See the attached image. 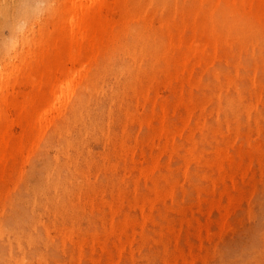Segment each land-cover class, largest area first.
<instances>
[{
	"label": "rangeland",
	"instance_id": "374dc122",
	"mask_svg": "<svg viewBox=\"0 0 264 264\" xmlns=\"http://www.w3.org/2000/svg\"><path fill=\"white\" fill-rule=\"evenodd\" d=\"M220 1L222 0H178L177 2L174 0H122L121 3H118L115 0H104L103 14L107 18L106 21L108 20V23H110L112 27L118 25L122 27L131 26L133 28L146 26L152 31L158 30L162 32L161 23L163 21L167 22L173 20L172 18L174 15L172 13H180V18L178 21H173V27L170 31L171 35L177 38V40L169 46V42L163 39V47L156 53L157 57L152 55L153 58L155 57L152 59L151 54L149 55L150 51L144 56L146 52L142 50L141 44L134 48L132 47V50L130 49L131 53H128L127 50L121 49L120 40L115 37L116 33L113 35L109 34L105 36L102 43V47L105 46V51L102 53L99 61L97 60L98 55L96 53H101L102 47L99 52L94 50V52H90L89 55L80 59L81 62L79 61L75 66L68 65L72 71H78L82 65L87 64L88 69L94 74L98 64L107 63L109 61L108 64L112 63V67L115 68L114 65H116L117 68H120L119 66L130 65L133 62L128 54L137 59V64L132 63L130 65L131 68L134 69L132 70L133 78H129L125 71L118 72L119 76L116 72L114 75L113 71L111 72L112 74L110 72L102 73L99 78L100 82L98 81L97 83L100 92L96 87L97 89L89 90L90 93L86 91L87 93L84 92L83 94V98L90 100V104L87 102L88 100H83V104H85L86 108L84 109V106H81L80 110L83 114L78 111L76 117H72L70 109L67 107L66 110L61 112V116H58L59 118L55 116L54 124L49 126L50 129H45L46 132L44 131L43 133L44 137L41 136L39 142H37L39 145L36 144L37 146H33L34 148L30 150L31 156H29L30 152L28 151V154L24 153L21 158L19 156L15 157V166L13 165V168L7 172V176L1 181L3 183H0V195L2 196L0 198V209H4L3 211L0 210V223L2 222L0 230L2 231L3 228H6L3 232L0 231V248L3 244L2 249H0V264H13V262L16 264V259L17 264H108L109 261H111L110 263L112 264H116L119 261L120 264H191V262L193 264H248V262L250 264H264V40L263 42L259 40L261 45L260 42L259 44L258 42H256V44L253 43L254 45H251L249 42H255L256 39L254 36L263 32L264 22L262 25L253 23L251 30L242 28L236 36L237 47L233 45L232 49L228 48L227 45L229 43H234V40L230 39V35L228 34L229 27L212 21L210 17V13L219 7ZM253 1L255 4L252 9L251 17L253 21L256 22L264 16V0ZM73 3L80 4L81 1L0 0V47H4V49L0 48V50H5L4 53L8 55L7 57L5 54L7 61H12L15 65H20L22 61H31L27 56L29 50L48 55L52 53L55 41L59 44L60 55H69L76 46L75 42L77 38L82 35L77 27L75 28V34H72L73 30L70 26V19L74 14V10L71 9ZM224 8L230 11L239 10L243 13L250 11V6L240 1L239 4H230ZM132 17L135 18L131 21ZM214 36H216L215 39H213ZM228 38L229 40L227 41ZM13 39L14 41H12ZM1 43H5V45L1 46ZM11 43L14 44V47ZM209 43L217 45L221 51L223 49L226 50L228 57L225 53V55L223 54V56H221L222 58L219 57L217 60L215 59L216 61L213 60L214 57L218 55L209 48ZM118 44L119 46H117ZM259 47H263L262 50L261 48L259 50ZM232 50H237L233 52L238 54H236V57L234 56L235 54H233L232 58V52L230 54L228 53ZM2 53L0 51V55H2ZM245 53L248 54L245 55ZM194 54L203 60L210 59V62L207 65H194V67L193 64H196L197 61L194 58ZM16 55L17 58H14ZM237 56L241 58L237 59ZM147 57H149V59ZM235 59H237V61ZM227 60H234V62L228 63L226 62ZM49 61L53 62V65L59 64L60 62L62 63L59 58ZM240 61H243L244 64ZM235 62L236 65L238 64V69L234 64ZM246 65L248 66L246 67ZM198 66L200 68H198ZM186 67H193L195 71L185 70ZM214 67H217V69ZM200 71L203 73V76ZM222 72L227 76L222 75ZM239 73H242L244 76L247 74V77ZM236 74L237 76L235 77ZM229 75L231 81L228 79L230 78ZM240 75L242 78L244 77L243 80L239 77ZM57 76L61 80L63 74L59 73ZM17 77H20V74H18ZM127 77L128 79L126 80ZM92 79L93 77L91 75L89 81ZM216 79L219 80L216 81ZM198 80L199 82L202 80L201 84L199 82L196 83ZM208 81L211 83L213 82L217 87L214 88L215 85L209 84ZM203 82L206 83H204V86L207 85L206 87L202 86ZM230 82L235 83L230 84ZM235 85L236 87H234ZM208 86L210 87L208 88ZM203 88L205 89L203 90ZM211 88H213L212 91ZM114 89H116V91H114ZM34 90L35 89H33L31 85L20 83L17 85L15 84L14 87L8 91V94L19 96L20 99V97H23L25 94L33 93ZM209 91L212 92V94ZM239 91L241 93H239ZM115 92H118L120 96L118 93L114 94ZM141 93L147 95L146 99L139 96ZM225 93H228V95ZM111 94H113V96ZM128 94L131 96L128 97ZM210 94L212 96L216 95V98H210ZM97 95L99 97H97ZM104 95H107V98ZM241 95H243L244 98ZM233 98L235 99L233 100ZM217 99L222 101V103H219ZM226 100L229 101L227 102ZM84 101L88 103V107L86 105L87 103ZM118 102L120 104L123 102V104L120 105ZM231 102L232 105L230 104ZM228 103L230 107L234 106V108H230ZM240 105L242 108H240ZM6 108L8 109V124L12 136L14 138H19L22 133V127L18 123V118L14 110L7 105ZM87 112H89V115L86 116ZM62 114H64V118ZM97 114L102 117H98ZM83 115L87 117L86 121ZM78 116L80 119H78ZM91 116H93V118ZM68 118L70 119L69 123L67 121ZM81 118L83 119L81 120ZM92 122L93 124H91ZM83 124L92 129V131ZM54 127H58L59 129L57 128L58 130L56 129V131H54ZM60 127L64 129H60ZM94 129H96V131ZM79 130L81 132H79ZM88 130L89 132L87 133ZM108 130L112 131L110 132ZM59 131L63 133L60 134ZM96 132L100 135L98 136ZM48 133H50V136ZM68 134L72 135L69 136ZM93 134L95 135L94 137ZM60 135L63 136L64 139ZM69 137L72 138L70 139ZM97 137H99V139ZM182 137L187 142L184 141ZM69 141L72 143L74 142L72 144L74 148L71 147ZM67 142L69 143L66 144ZM45 143L47 144L45 145ZM193 143L195 145H193ZM170 146L173 148L175 147V152L167 151L164 155L163 153H165V151L163 150L170 148ZM61 147L63 149H61ZM125 147H129V150ZM183 147L186 150L183 149ZM196 147L198 149H196ZM58 149L61 150H59V153ZM38 151L39 153H37ZM176 151H178V154ZM191 151L193 155L190 153ZM195 152L197 154H195ZM121 153L123 155H121ZM183 153H185V156ZM180 154L182 157L179 156ZM177 155L179 156L178 158ZM195 155L198 157V160L195 158ZM229 155H231V157ZM183 157L184 159L190 157L193 161L190 159H186L187 161L182 160ZM131 158H133V161ZM57 159L59 160L58 162ZM117 159L118 161L121 159L122 162L120 161V163H118ZM129 160L134 164H130L131 162ZM183 162L185 165H183ZM55 164L56 166L54 167ZM152 164H158L156 165L157 168L155 167V169H153L154 172H150L149 170V175H145V171H142L144 169L148 171L147 168L151 167ZM112 165H117L118 167L115 166L114 168ZM168 165L171 166V170ZM50 166L52 167L50 168ZM108 166L111 167L107 168ZM177 166H179V169ZM180 166H182V168ZM125 167L126 169L128 168L127 170L130 172L126 169L123 171L122 169ZM133 167L136 168H134V171ZM162 167H164V169ZM75 168H78V170H75ZM113 169L117 172H112L111 170ZM174 170H176V172ZM110 171L114 173L113 176ZM13 172L17 173V175ZM161 172L165 175L167 174L166 177L163 178L164 174ZM153 173L155 176H152L154 177L151 176ZM170 173H174V176ZM10 174L16 177L14 176L13 178ZM18 175L20 176L19 178ZM52 175L53 178H55L54 180L51 179ZM109 176L112 177L110 178ZM7 177L11 179L10 181L12 184L14 183V179L18 184L14 183L12 185ZM59 177L62 180L64 177L65 182L59 179ZM58 179L59 182H57ZM150 179L152 180L150 181ZM154 179L158 183L155 182ZM164 179L168 182L166 183ZM79 180L82 182H78ZM144 180L146 182H144ZM40 182L43 183V188L40 187L42 184ZM156 183L159 187L158 185L156 187ZM50 184L51 186H49ZM58 184L60 185L58 186ZM63 185H66L68 189ZM163 186H165V188ZM48 187L50 188L48 189ZM170 187L174 190L172 191ZM25 188L28 189L29 192ZM51 188L54 190L56 188L58 192L52 191ZM66 189L69 191L67 192ZM49 190L51 191L49 192ZM153 190H155V192L157 191L158 194L156 195ZM162 191L163 196L160 194ZM19 192L22 193L19 194ZM35 196L37 197L35 198ZM170 196L173 197L169 198ZM154 197L161 198H158L159 201L157 198L154 201ZM31 198L34 201H32ZM2 201H4L3 204H6V206L11 204L13 207L10 206V208L12 207L10 209L4 206ZM27 201L30 203H27ZM47 202L49 208L46 205ZM144 203H146L145 205L147 206H145V208L143 205ZM74 205L75 207L73 208ZM131 206L132 208L130 209ZM142 207L144 208L143 211ZM152 207H154V210ZM132 209H134L135 212ZM172 209L173 211H171ZM22 210L23 213L21 212ZM140 211H142V213ZM7 214H9V216ZM143 214H147V218L143 216ZM4 215L8 217H4ZM34 215H36V217ZM32 217L37 221L35 222V220L31 219ZM162 217L164 218L162 219ZM56 218L58 221L55 220ZM153 218L156 222L153 221ZM25 219L27 221H25ZM95 219L98 223H95ZM6 220L9 222L7 223ZM92 220L94 221L92 222ZM167 220L168 222H166ZM53 221L56 222L54 223ZM147 221L151 223V225H149V223L147 224ZM25 223L27 224V228L23 225ZM31 223L33 225H31ZM153 223L154 227L152 226ZM157 223L159 225H157ZM21 224L22 226L19 227ZM172 225L173 229L171 231L170 226ZM90 227L92 228L90 229ZM104 227L107 231L104 230ZM143 227L145 229H143ZM162 227L164 229H162ZM6 230H9V232L13 231L12 233L16 238L11 232L9 233ZM18 231L20 232L18 233ZM141 232L142 235L138 234ZM107 233H109L111 238L109 235H106ZM16 234H18L21 240H19ZM175 234L179 237L176 238ZM45 235H47V238ZM140 235L144 240L142 237H139ZM102 236L105 237L103 238ZM64 237L65 239H63ZM70 237L72 238L71 241L74 242L70 241ZM149 237L151 239H148ZM108 238L110 239L108 240ZM7 240H9V242ZM34 240L35 243L36 240H38V242L35 244L33 243ZM62 240H65V242H62ZM175 242L177 247L176 245L173 246ZM17 243H19V247ZM29 243L30 247L27 246ZM140 243L143 244V248L139 247V245L141 246ZM46 244L50 246H47L50 250L46 247ZM52 244L54 247H51ZM60 244L62 246H60ZM43 245L45 246L44 248ZM56 245L57 247L59 245V250L56 248ZM100 247H103V249H100ZM139 248L141 250H139ZM158 248L161 252L158 251ZM103 250H107L111 255L113 254V256L110 257V254L108 252L105 253ZM260 250H262V252ZM9 251H11V253ZM177 251L178 253H176ZM145 252L147 257L145 256L144 259L143 255ZM148 254L152 257H148ZM154 254L157 255L159 259ZM173 256H175L177 261L174 260ZM20 257H22V260L19 259ZM137 258L144 262L142 263ZM98 259L101 260L98 261ZM136 260L139 261L137 262Z\"/></svg>",
	"mask_w": 264,
	"mask_h": 264
},
{
	"label": "bare ground",
	"instance_id": "6f19581e",
	"mask_svg": "<svg viewBox=\"0 0 264 264\" xmlns=\"http://www.w3.org/2000/svg\"><path fill=\"white\" fill-rule=\"evenodd\" d=\"M79 1H81V3L80 4H77V3H73L72 4V7H71V9H73L74 10V14L72 15V18L70 19V26H71V28H72V30H73V32H72V34L74 35L75 33L74 32H76L75 30V28L77 27V29H79V31L81 32V37H79V38H77V40H76V42H75V44H76V46L74 47V49L69 53V55H60V47H59V44L57 43V41H55L54 42V46H53V51H52V53H50V54H48V55H46L45 53H39V52H36V51H28V57L30 58V60L31 61H22L21 63H20V65H18V64H14V62H12V61H7V59H6V53H4L5 52V50H0L1 51V53H2V51H3V53H2V55H0V86H1V90H0V102H1V104H0V183H3V182H1V181H3L4 180V178L7 176L6 174H8L7 172L9 171V170H11L12 168H13V165L14 164H16L15 162V157L16 156H19L20 158L23 156V154L24 153H27L28 151L30 152V150L32 149V148H34L33 146H35L36 144H37V142H39V139L41 138V136H43L44 137V135H43V133H44V131L46 132V128H48V129H50L49 128V126L50 125H52V124H54V119H55V116H61V112L62 111H64V110H66V108L67 107H69V109H70V113H71V115H72V117H76V115H77V113H78V111H80L81 112V106L83 105L84 106V109H86L85 108V104H83V100H85V101H87L85 98H83V94H84V92H86V91H88V93H90L89 92V90H94L96 87L98 88V85H97V83H98V81H99V78L101 77V75H102V73H105V72H112L113 71V73H114V75H115V72H116V74L118 75V72H123V71H125L126 73H127V75H128V77L129 78H131L132 77V73H133V71L132 70H134V69H132L131 68V64L133 63V64H137L136 62H137V59L136 58H134V57H132L130 54H128V56L131 58V60L133 61L130 65H123V66H119L120 68H117L116 67V65H114L115 66V68L114 67H112L111 65H112V63L111 64H108L109 63V61L107 62V63H103V64H98L97 66H96V71H95V73L94 74H92L91 73V71L88 69V67H87V64L86 65H82L81 66V68L78 70V71H72V69L70 68V67H68V65H72V66H75L76 64H78L79 63V61H80V59H82V58H84V57H86L87 55H89L90 54V52H94V50H96V51H100V49H101V47H102V43H103V41H104V38H105V36L106 35H109V34H114V33H116L115 34V37L117 38V39H119L120 40V46H121V49H124V50H127L128 51V53H131V48L133 47H135V46H138L139 44H141L142 46V50L143 51H145L146 52V54L144 55V56H146L147 55V52H149L150 51V53H149V55L151 54V56L153 55H155V57H157L156 56V53L158 52V50L159 49H161V47H163V39H165V40H167L168 42H169V46H171V44L174 42V41H176L177 40V38H174L172 35H171V28L173 27V21H178V19L180 18V13H178V12H174V13H172L173 15H174V17L172 18L173 20H171V21H167V22H165V21H163L161 24H162V26H161V29L163 30L162 32H160V31H158V30H150V28H148V27H146V26H139L140 28H133V27H131V26H124V27H122V26H116V27H112V25L110 24V23H108V20L106 21V17L104 16V14H103V9H104V4H105V2H104V0H79ZM115 1H117L118 3H121V1L122 0H115ZM165 1H167V0H165ZM174 1H178V0H174ZM239 1L240 2H242V3H246V4H248L249 6H250V11L249 12H245V13H243V12H241V11H239V10H237V11H230V10H228V9H226V8H224V7H227L228 5H230V4H239ZM254 4H255V2L253 1V0H222V1H220L219 2V7L215 10V11H213V12H211L210 13V17L212 18L211 20L212 21H214V22H217V23H219V24H223V25H226V26H228L229 28H228V34L230 35V39H233L234 40V43H229L228 45H227V47L228 48H231L232 49V46L234 45L235 47H237L236 45H237V38H236V36H237V34L239 33V31H241V29L242 28H244V29H246V30H251L252 29V24L253 23H257V24H263V22H264V16L263 17H261V15H260V19H258L256 22H254L253 21V18L251 17V15H252V9H253V7H254ZM135 17H132L131 18V21L134 19ZM78 32V31H77ZM229 35H228V37H229ZM144 36H146V37H144ZM215 37L216 36H214V38L213 39H215ZM255 39H256V41L255 42H251V41H249L250 42V44L251 45H254L253 43H255L256 44V42H258V44H259V40H262L261 42H263V40H264V29H263V32L262 33H258V34H256L255 36ZM212 39V40H213ZM9 40H11V39H9ZM229 40V38L227 39V41ZM12 41H14V39L12 40ZM16 41V40H15ZM216 41V40H215ZM226 41V42H227ZM4 42V41H3ZM7 42V41H6ZM17 42V41H16ZM261 42H260V45H261ZM8 43H9V41H8ZM143 43H145V44H143ZM11 44H13V43H11ZM2 45H5V43L4 44H2L1 43V46ZM181 45V44H180ZM117 46H119V44L117 45ZM144 46V47H143ZM257 46V45H256ZM264 46V45H263ZM12 47V46H11ZM13 47H14V44H13ZM235 47H233V48H235ZM258 47V46H257ZM1 48V47H0ZM9 48V47H8ZM34 48H35V46H34ZM209 48H211L213 51H214V53H216L218 56H215L214 57V59L213 60H217V58H219V57H221V56H223V54L225 55V53L227 52L226 50H220L219 48H218V46L217 45H214L213 43H209ZM253 48V47H252ZM256 48V47H255ZM260 48L261 47H259V50H260ZM263 48V47H262ZM262 48H261V50H262ZM1 49H4V47H2ZM6 49V48H5ZM11 49H13V48H11ZM116 49V48H115ZM131 49V50H130ZM181 49V48H180ZM231 49H229V50H231ZM236 49V48H235ZM264 49V48H263ZM228 50V51H229ZM257 50H258V48H257ZM7 51V50H6ZM105 51V46L104 47H102V52L101 53H96L97 55H98V57H97V60L99 61L100 59H101V56H102V53ZM235 51H237V50H235ZM235 51H230V52H228L229 54L232 52V58H233V54H235V53H233V52H235ZM262 52V51H261ZM8 53H10V52H8ZM248 53H249V51H248ZM247 53V54H248ZM259 53H260V51H259ZM6 54V55H5ZM17 54V53H16ZM237 54V53H236ZM236 54L234 55L235 57H236ZM246 53H245V55H247ZM254 54H255V52H254ZM253 54V55H254ZM258 54V53H257ZM111 55H114V54H111ZM148 55V56H149ZM226 55H227V57H228V54L226 53ZM238 55V54H237ZM250 55H251V53H250ZM260 55V54H259ZM258 55V57H259V59H260V56ZM153 56L151 57L152 59H154L153 58ZM257 56V55H256ZM7 57H8V55H7ZM150 57V56H149ZM149 57H147L148 59H149ZM231 57V56H230ZM234 57V58H235ZM255 57V56H254ZM13 58V57H12ZM14 58H17V55L14 57ZM56 58H59L61 61H62V63L60 62L59 64H56V65H53L54 63L53 62H51V61H49V60H55ZM194 58L197 60L196 61V64H193V66L195 65H201V64H204V65H207L209 62H210V59L209 60H203V59H201L200 57H198L196 54H194ZM222 58V57H221ZM220 58V59H221ZM239 58H241V57H239ZM238 58V56H237V59H239ZM243 58V57H242ZM246 58V57H245ZM147 59V60H148ZM219 59V60H220ZM230 59V58H229ZM237 59H235L236 61H237ZM249 59V58H248ZM247 59V60H248ZM251 59H252V57H251ZM256 59V58H255ZM215 60V61H216ZM253 60V59H252ZM111 61V60H110ZM145 61V60H144ZM149 61V60H148ZM212 61V60H211ZM222 61V60H221ZM245 61V60H244ZM81 62V61H80ZM151 62V61H150ZM214 62V61H213ZM226 62H231V63H233L234 62V60L233 61H226ZM240 62H242L243 63V61H240ZM246 62V61H245ZM251 62V61H250ZM114 63V62H113ZM215 63V62H214ZM248 63V62H247ZM252 63V62H251ZM250 63V64H251ZM141 64V63H140ZM150 64V63H149ZM224 64H225V62H224ZM235 64V66H236V68L238 67V64L236 65V62L234 63ZM241 64V63H240ZM239 64V65H240ZM244 64V63H243ZM220 65H221V63H220ZM226 65V64H225ZM232 65V64H231ZM133 66V65H132ZM194 66V67H195ZM202 66V65H201ZM248 65H246V67H247ZM137 67V66H136ZM222 67V66H221ZM229 67V66H228ZM245 67V68H246ZM134 68H135V66H134ZM198 68H200L199 66H198ZM214 68H216L217 69V67H214ZM136 69V68H135ZM195 69V68H194ZM211 69V68H210ZM229 69V68H228ZM238 69V68H237ZM244 69V68H243ZM185 70H190V71H195V70H193V67H186L185 68ZM223 70H224V68H223ZM222 70V71H223ZM207 71H208V68H207ZM201 72V71H200ZM202 72H203V69H202ZM201 72V73H202ZM205 72V71H204ZM218 72V71H217ZM220 72H221V70H220ZM225 72V71H224ZM227 72V71H226ZM237 72H240V71H237ZM63 74V77L61 78V80L59 79V77L57 76V74ZM73 73V74H72ZM223 73V72H222ZM246 73V72H245ZM250 73V72H249ZM18 74H20V77H17V75ZM112 74V73H111ZM205 74V73H204ZM213 74H215V73H213ZM239 74H242V73H239ZM91 75H92V77H93V79L91 80V81H89V79H90V77H91ZM210 75V74H209ZM216 75V74H215ZM222 75H224V73L222 74ZM226 75V74H225ZM224 75V76H225ZM243 75V74H242ZM247 75V74H246ZM244 76V77H247V76ZM119 76V75H118ZM134 76H135V74H134ZM202 76H203V73H202ZM205 76V75H204ZM212 76V75H211ZM227 76V75H226ZM232 76V75H231ZM237 76V74L235 75V77ZM128 77L126 78V80L128 79ZM229 77H230V75H229ZM239 77H241L242 78V76L240 75ZM238 77V78H239ZM243 77V78H244ZM115 78H116V76H115ZM118 78V77H117ZM133 78V77H132ZM240 78V79H241ZM243 78H242V80H243ZM122 79V78H121ZM203 79V78H202ZM208 79V78H207ZM209 79H210V76H209ZM229 79V81H231L230 79H231V77L230 78H228ZM232 79H233V77H232ZM237 79V78H236ZM102 80V79H101ZM132 80H134V79H132ZM200 80V79H199ZM199 80L196 82V83H198L199 82ZM219 80V79H218ZM217 79H216V81H218ZM239 80V79H238ZM242 80H241V82H242ZM245 80V79H244ZM121 81V80H120ZM130 81H131V79H130ZM203 81H204V79H203ZM234 81V80H233ZM236 81V80H235ZM100 82V81H99ZM201 82H202V80H201ZM201 82H199L200 84H201ZM209 82V81H208ZM220 82H221V80H220ZM224 82V81H223ZM225 82H226V80H225ZM20 83H24V84H28V85H31L32 87H33V89H35L34 90V92L33 93H31V94H25L23 97H20V99H19V96H16V95H12V94H8V91H10V89L12 88V87H14V85L16 84H20ZM123 83V82H122ZM125 83V82H124ZM126 83H128V82H126ZM204 83L205 82H203L202 83V86H204ZM211 82H209V84H210ZM219 83V82H218ZM231 83H233V82H230V84ZM235 83V82H234ZM233 83V84H234ZM119 84V83H118ZM206 84V83H205ZM211 84H214L213 82L211 83ZM228 84V83H227ZM230 84H228V85H230ZM114 85V84H113ZM120 85V84H119ZM125 85V84H124ZM124 85H123V87H124ZM215 85V87L214 88H216L217 86H216V84H214ZM213 85V86H214ZM100 86V85H99ZM128 86V85H127ZM200 86V85H199ZM201 86V87H202ZM207 85H205L204 87H206ZM117 87V86H116ZM120 87V86H119ZM210 86H208V88H209ZM232 87V86H231ZM234 87H236V85L234 86ZM96 88V89H97ZM194 88V87H193ZM192 88V89H193ZM208 88H207V90H208ZM223 88V87H222ZM229 88H230V86H229ZM228 88V89H229ZM111 89H112V87H111ZM190 89V88H189ZM205 88H203V90H204ZM233 89V88H232ZM235 89V88H234ZM244 89V88H243ZM98 90H99V92H100V88H98ZM191 90V89H190ZM199 90V89H198ZM213 90V88H211V91ZM219 90H220V88H219ZM246 90V89H245ZM244 90V91H245ZM95 91H97V90H95ZM114 91H116V89H114ZM120 91V90H119ZM125 91V90H124ZM126 91H127V88H126ZM201 91V90H200ZM224 91V90H223ZM112 92H113V90H112ZM132 92V91H131ZM134 92V91H133ZM203 92V91H202ZM210 92V91H209ZM228 92V91H227ZM230 92V91H229ZM247 92V91H246ZM87 93V92H86ZM94 93V92H93ZM104 93V92H103ZM110 93V92H109ZM116 93H118V92H115L114 94H116ZM122 93H123V91H122ZM130 93V92H129ZM211 94H212V92H210ZM213 93H215V92H213ZM222 93V92H221ZM220 93V94H221ZM235 93V92H234ZM239 93H241L240 91H239ZM238 93V94H239ZM92 94V93H91ZM100 94V93H99ZM105 94V93H104ZM119 94V93H118ZM117 94V95H118ZM210 94V95H211ZM223 94V93H222ZM226 95H228V93H225ZM249 94H250V92H249ZM90 95V94H89ZM94 95V94H93ZM112 96H113V94H111ZM110 95V96H111ZM129 95V96H128ZM127 96L128 97H130L131 95L130 94H128ZM203 95V94H202ZM214 95V94H213ZM216 95H217V93H216ZM216 95H214V96H212L211 95V97L210 98H212V97H214V99L216 98ZM86 96V95H85ZM95 96V95H94ZM104 96H106V98H107V95H104ZM116 96V95H115ZM119 96H120V94H119ZM136 96H137V94H136ZM139 96H141L142 98H145L146 99V97H147V95L145 94V93H141ZM204 96H205V93H204ZM220 96V95H219ZM218 96V97H219ZM243 98H244V96L243 95H241ZM91 97H92V95H91ZM90 97V98H91ZM97 97H99L98 95H97ZM203 97V96H202ZM221 97H222V95H221ZM89 98V99H90ZM104 98V97H103ZM133 98V97H132ZM132 98H130V99H132ZM237 98H238V96H237ZM102 99V98H101ZM108 99H109V97H108ZM108 99H106V100H108ZM113 99V98H112ZM213 99V98H212ZM221 99V98H220ZM229 99H230V97H229ZM235 98H233V100H234ZM247 99V98H246ZM98 100V99H97ZM106 100H103V101H106ZM120 100V99H119ZM128 100V99H127ZM218 101H219V99H217ZM232 100V99H231ZM233 100H232V102H233ZM237 100V99H236ZM235 100V101H236ZM240 100H241V98H240ZM244 100V99H243ZM84 101V102H85ZM90 100H88L87 102L90 104V102H89ZM110 101V100H109ZM211 101V100H210ZM227 102L229 101V100H226ZM242 101V100H241ZM245 101V100H244ZM87 102H85V103H87ZM92 102L94 103V101H93V99H92ZM92 102H91V104H92ZM108 102V101H107ZM113 102H115V101H113ZM120 102V101H119ZM118 102V103H119ZM126 102H128V101H126ZM125 102V103H126ZM132 102V101H131ZM232 102L230 103L231 105H232ZM252 102V101H251ZM251 102H249V103H251ZM88 103L86 104L87 105V107H88ZM101 103V102H100ZM129 103V102H128ZM219 103H222V101H219ZM226 103V102H225ZM69 104H70V106H69ZM116 104V103H115ZM120 104V103H119ZM121 104H123V102L121 103ZM120 104V105H121ZM131 104V103H130ZM130 104H128V105H130ZM6 105L8 106V107H10V108H12L13 110H14V112H15V114H16V117L18 118V123L20 124V126L22 127V133H21V135H20V137L19 138H14L13 136H12V133H11V131H10V128H9V120H8V117H7V113H8V109L6 108ZM94 105V104H93ZM98 105V104H97ZM103 105H105V104H103ZM242 105V104H241ZM240 105V106H241ZM244 105V104H243ZM96 106V105H95ZM99 106V105H98ZM112 106V105H111ZM115 106V105H114ZM113 106V107H114ZM228 106H229V103H228ZM246 106V105H245ZM101 107V106H100ZM106 107V106H105ZM121 107V106H120ZM179 107V106H178ZM182 107V106H181ZM230 107V106H229ZM233 108H234V106H232ZM232 107H230V108H232ZM83 108V107H82ZM91 108V107H90ZM94 108H96V107H94ZM94 108H93V110H94ZM98 108V107H97ZM180 108V107H179ZM229 108V109H230ZM232 108V109H233ZM240 108H242V106L240 107ZM84 109H83V111H84ZM92 109V108H91ZM99 109V108H98ZM102 109V108H101ZM110 109V108H109ZM92 110V111H93ZM120 110V109H119ZM177 110H178V108H177ZM180 110V109H179ZM69 111V110H68ZM91 111V110H90ZM89 111V112H90ZM188 111V110H187ZM232 111V110H231ZM85 112V111H84ZM89 112H87V114H86V116L87 115H89ZM98 113V112H97ZM106 113V112H105ZM175 113V112H174ZM186 113H188V112H186ZM81 114H83L82 112H81ZM81 114H80V117H81ZM85 114V113H84ZM91 114V113H90ZM101 114H103V113H101ZM63 115L64 114H62V117H63ZM98 115V114H97ZM94 116V115H93ZM93 116H91L92 118H93ZM99 116H101V115H98V117ZM188 116H189V114H188ZM187 116V117H188ZM79 117V116H78ZM80 117L78 118V119H80ZM85 117V115H83V118ZM88 117H90V116H88ZM97 117V118H98ZM102 117V116H101ZM59 118V117H58ZM64 118V117H63ZM83 118H81V120L83 119ZM86 118L87 117H85V121H86ZM100 119V118H99ZM62 120H64V119H62ZM93 120V119H92ZM128 120H129V118H128ZM128 120H127V122H128ZM58 121V120H57ZM59 121H60V119H59ZM67 121H68V123L70 122V119L68 118L67 119ZM80 121V120H79ZM90 121V120H89ZM96 121V120H95ZM99 121V120H98ZM66 122V121H65ZM73 122V121H72ZM71 122V123H72ZM75 122V121H74ZM80 122H82V121H80ZM88 122V121H87ZM70 123V124H71ZM96 123V122H95ZM109 123V122H108ZM111 123V122H110ZM133 123V122H132ZM57 124V123H56ZM63 124V123H62ZM61 124V125H62ZM67 124V123H66ZM79 124V123H78ZM91 124H93V122L91 123ZM97 124V123H96ZM98 124H99V122H98ZM63 125H65V124H63ZM62 125V126H63ZM82 125V124H81ZM84 125V124H83ZM87 125H89V124H87ZM114 125V124H113ZM126 125H127V123H126ZM76 126V125H75ZM78 126V125H77ZM84 126H86V125H84ZM107 126H109V125H107ZM52 127V126H51ZM64 127V126H63ZM63 127H60V129L61 128H63ZM87 128H89L88 126H86ZM93 127H95V126H93ZM55 128V127H54ZM58 128V127H57ZM57 128H55V130L54 131H56V129ZM64 128H66V127H64ZM63 128V129H64ZM77 128V127H76ZM85 128V127H84ZM86 128V129H87ZM112 128V127H111ZM46 129V130H45ZM59 129V128H58ZM57 129V130H58ZM82 129V128H81ZM90 129V128H89ZM68 130V129H67ZM73 130H74V128H73ZM91 131H92V129H90ZM95 131H96V129H94ZM93 130V131H94ZM99 130H100V128H99ZM61 131V130H60ZM60 131H59V133H60ZM64 131V130H63ZM69 131V130H68ZM71 131H72V128H71ZM84 131H85V129H84ZM108 131H110V130H108ZM112 131V130H111ZM110 131V132H111ZM51 132V131H50ZM53 132V131H52ZM79 132H81L80 130H79ZM89 132V130L87 131V133ZM104 132V131H103ZM63 133V132H62ZM62 133H60V134H62ZM69 133V132H68ZM84 133V132H83ZM92 133V132H91ZM90 133V134H91ZM97 133V132H96ZM105 133V132H104ZM50 133H48V135H49ZM79 134H82V133H79ZM89 134V135H90ZM95 134V133H94ZM93 134V137L95 136ZM98 134V133H97ZM69 135V134H68ZM72 135V134H71ZM71 135H69V136H71ZM83 135V134H82ZM100 134H98V136H99ZM108 135V134H107ZM50 136V135H49ZM61 136V135H60ZM92 136V135H91ZM45 137H46V135H45ZM48 137V136H47ZM51 137H52V134H51ZM53 137H54V134H53ZM61 137H63V136H61ZM60 137V138H61ZM65 137H66V135H65ZM90 137V136H89ZM104 137H105V135H104ZM109 137V136H108ZM56 138V137H55ZM68 138V137H67ZM70 139L72 138V137H69ZM98 139H99V137H97ZM96 138V139H97ZM183 138V137H182ZM59 139V138H58ZM62 139V138H61ZM63 139H64V137H63ZM69 139V140H70ZM74 139V138H73ZM82 139H83V137H82ZM85 139H86V137H85ZM184 139V138H183ZM65 140H66V138H65ZM184 141H186L185 139H184ZM40 142H41V140H40ZM70 143H71V147H72V144L74 143H72L71 141H69ZM69 142H67L66 144H68ZM76 142V141H75ZM83 142V141H82ZM103 142V141H102ZM187 142V141H186ZM44 143V142H43ZM52 143H53V141H52ZM59 143V142H58ZM188 143H189V140H188ZM47 143H45V145H46ZM49 144H50V141H49ZM37 145H39V144H37ZM36 145V146H37ZM41 145V144H40ZM44 145V146H45ZM61 145V144H60ZM64 145V144H63ZM62 145V146H63ZM78 145V144H77ZM99 145V144H98ZM120 145V144H119ZM121 145H122V143H121ZM120 145V146H121ZM124 145V144H123ZM187 145H189V144H187ZM191 145V144H190ZM193 145H195L194 143H193ZM50 146V145H49ZM59 146V145H58ZM66 146V145H65ZM68 146V145H67ZM74 146V145H73ZM182 146H183V144H182ZM210 146V145H209ZM40 147V146H39ZM47 147V146H46ZM51 147H52V145H51ZM64 147V146H63ZM69 147H70V145H69ZM76 147V146H75ZM117 147H119V146H117ZM122 147H124V146H122ZM41 148V147H40ZM72 148H74V147H72ZM71 148V149H72ZM78 148V147H77ZM76 148V149H77ZM83 148V147H82ZM126 148V147H125ZM129 148V147H128ZM128 148H126V149H128ZM175 148V147H174ZM174 148L172 147V146H170V148H166L165 150H163V151H165V153H163L164 155L166 154V152L168 151H170V152H172V151H174ZM259 148V147H258ZM57 149V148H56ZM61 149H63L62 147H61ZM65 149V148H64ZM75 149V150H76ZM84 149V148H83ZM116 149H118V148H116ZM183 149H185L184 147H183ZM194 149H195V147H194ZM196 149H198L197 147H196ZM47 150V149H46ZM59 150L60 149H58V153H59ZM122 150H123V148H122ZM129 150V149H128ZM131 150H132V148H131ZM130 150V151H131ZM179 150H181V149H179ZM186 150V149H185ZM192 150V149H191ZM61 151V150H60ZM67 151V150H66ZM72 151V150H71ZM79 151V150H78ZM78 151H77V153H78ZM182 151V150H181ZM194 151H196V150H194ZM64 152V151H63ZM79 152H81V151H79ZM83 152V151H82ZM116 152H117V150H116ZM122 152V151H121ZM129 152V151H128ZM175 152V151H174ZM186 152H188V151H186ZM206 152V151H205ZM34 153V152H33ZM37 153H39V151L37 152ZM66 153V152H65ZM69 153V152H68ZM115 153V152H114ZM125 153V152H124ZM130 153V152H129ZM176 153L178 154V151H176ZM192 155H193V153H192V151L190 152ZM28 154V153H27ZM36 154V153H35ZM88 154H89V152H88ZM87 154V155H88ZM117 154H119V153H117ZM171 154V153H170ZM184 154V156H185V153H183ZM195 154H197L196 152H195ZM77 155H79V154H77ZM121 155H123L122 153H121ZM126 155V154H125ZM124 155V156H125ZM136 155V154H135ZM187 155V154H186ZM190 155V154H189ZM29 156H31V152H30V155ZM33 156V155H32ZM115 156V155H114ZM113 156V157H114ZM163 156V155H162ZM175 156V155H174ZM179 156H181L182 157V155L180 154ZM178 155H177V158L179 157ZM230 157H231V155H229ZM25 157V156H24ZM27 157V156H26ZM34 157V156H33ZM38 157V156H37ZM36 157V158H37ZM68 157V156H67ZM117 157V156H116ZM116 157H115V161H116ZM164 157V156H163ZM172 157V156H171ZM181 157H180V159H181ZM194 157V156H193ZM192 157V158H193ZM229 157V158H230ZM39 158V157H38ZM54 158H55V156H54ZM57 158V157H56ZM126 158H129V157H126ZM126 158H125V160H126ZM195 158L197 159L198 157H196V155H195ZM23 159V158H22ZM42 159V158H41ZM74 159V158H73ZM132 159V161H133V158H131ZM187 159V158H186ZM186 159H184V157L182 158V160H186ZM191 160V161H193L190 157H188V159L187 160ZM79 160V159H78ZM135 160V159H134ZM151 160H152V158H151ZM169 160H170V155H169ZM186 160V161H187ZM198 160V159H197ZM59 160L57 159V162H58ZM77 161V160H76ZM117 161H118V159H117ZM120 161H121V159H120ZM120 161H118V163H120ZM130 161V160H129ZM132 161H130L129 163L130 164H134V163H132ZM149 161V160H148ZM167 161V160H166ZM173 161V160H172ZM186 161H185V163H186ZM78 162V161H77ZM113 162V161H112ZM122 162V161H121ZM194 162H195V160H194ZM199 162V161H198ZM233 162V161H232ZM49 163V162H48ZM126 163V162H125ZM135 163H136V160H135ZM169 163H170V161H169ZM168 163V164H169ZM184 163V162H183ZM185 163L183 164V165H185ZM57 164V163H56ZM56 164L54 165V167L56 166ZM138 164V163H137ZM165 164H166V162H165ZM198 164V163H197ZM18 165V164H17ZM50 165V164H49ZM114 165V164H113ZM112 165V166H113ZM129 165V164H128ZM136 165V164H135ZM134 165V166H135ZM139 165V164H138ZM153 165V164H152ZM151 165V167H149V168H147V170L148 171H146V169H144V167H143V171L141 170L142 169V167H141V171L142 172H144L145 171V175H149V170H150V172L151 171H153V169H155V167H156V165H158V164H156V165H153L152 166ZM15 166V165H14ZM59 166V165H58ZM115 166H117V165H115ZM115 166H113L114 168H115ZM125 166V165H124ZM123 166V167H124ZM163 166V165H162ZM165 166V165H164ZM169 166V165H168ZM236 166V165H235ZM234 166V167H235ZM45 167V166H44ZM43 167V168H44ZM49 167V166H48ZM52 166H50V168H51ZM111 167V166H110ZM109 166L107 167V168H110ZM112 167V168H113ZM118 167V166H117ZM147 167V166H146ZM161 167V166H160ZM159 167V168H160ZM181 168H182V166H180ZM46 168V167H45ZM57 168V167H56ZM61 168V167H60ZM106 168V169H107ZM131 168V167H130ZM134 168L135 167H133V171H134ZM136 168H137V166H136ZM135 168V169H136ZM157 168V167H156ZM163 169H164V167H162ZM166 168V167H165ZM177 168L179 169V166H177ZM177 168H176V170H177ZM53 169V168H52ZM51 169V170H52ZM117 169V168H116ZM115 169V170H116ZM120 169V168H119ZM126 169V167L124 168V169H122L123 171ZM128 169V168H127ZM126 169V170H127ZM163 169H162V171H163ZM169 169L171 170V166H169ZM173 169V168H172ZM48 170V169H47ZM58 170V169H57ZM75 170H78V168L76 169L75 168ZM131 170H132V168H131ZM167 170V169H166ZM176 170H174L175 172H176ZM41 171V170H40ZM107 171H108V169H107ZM107 171H105V172H107ZM112 172L114 171V169L113 170H111ZM110 171V172H111ZM117 171H118V169H117ZM116 171V172H117ZM121 171V170H120ZM128 171V170H127ZM126 171V172H127ZM136 171H138V170H136ZM156 171V170H155ZM158 171V170H157ZM161 171V170H160ZM178 171V170H177ZM180 171V170H179ZM182 171V170H181ZM12 172V171H11ZM10 172V173H11ZM15 172H16V170H15ZM15 172H13V173H15ZM53 172V171H52ZM51 172V173H52ZM59 172H60V170H59ZM62 172V171H61ZM111 172V175L113 176V174L114 173H112ZM115 172V171H114ZM115 172V173H116ZM119 172V171H118ZM125 172V173H126ZM128 172H130V171H128ZM154 172V171H153ZM172 172V171H171ZM54 173V172H53ZM68 173V172H67ZM124 173V174H125ZM135 173V172H134ZM141 173V172H140ZM162 173V172H161ZM16 175H17V173H15ZM54 174H56V173H54ZM59 174V173H58ZM62 174V173H61ZM121 174V173H120ZM130 174V173H129ZM128 174V175H129ZM143 174V173H142ZM158 174H160V173H158ZM158 174H156V175H158ZM162 174H164V173H162ZM170 174H172V173H170ZM12 174H10V176H11ZM47 175H49V174H47ZM83 175V174H82ZM152 175H154V173L153 174H151V176ZM167 175V174H166ZM166 175L164 174L163 175V178L164 177H166ZM173 176H174V173L172 174ZM15 176V175H14ZM14 176L12 175L11 177H13L14 178ZM71 176V175H70ZM111 176V177H112ZM155 176V175H154ZM154 176H152V177H154ZM171 176V175H170ZM9 177V176H8ZM7 177V178H8ZM16 177V176H15ZM20 176L18 175V178H19ZM84 177V176H83ZM106 177V176H105ZM110 177V176H109ZM110 177V178H111ZM115 177V176H114ZM128 177V176H127ZM126 177V178H127ZM139 177V176H138ZM137 177V178H138ZM143 177V176H142ZM151 177V178H152ZM168 177V176H167ZM172 177V176H171ZM47 178V177H46ZM66 178V177H65ZM71 178V177H70ZM73 178V177H72ZM133 178H135V177H133ZM146 178L148 179V177L146 176ZM9 179V178H8ZM7 179V180H8ZM38 179H41V178H38ZM52 180H54L55 178H53V175H52V178H51ZM56 179H57V177H56ZM59 179H61L60 177H59ZM59 179L57 180V182H59ZM73 179H75V178H73ZM77 179V178H76ZM118 179V178H117ZM144 179H145V177H144ZM153 179V178H152ZM152 179H150V181L152 180ZM166 179V178H165ZM164 179V180H165ZM11 179H9V181H10ZM17 180V179H16ZM20 180V179H19ZM42 180V179H41ZM46 180V179H45ZM62 180V179H61ZM78 180V179H77ZM119 180V179H118ZM128 180V179H127ZM138 180V179H137ZM164 180H162V181H164ZM167 180V179H166ZM166 180H165V182H166ZM6 181V180H5ZM48 181V180H47ZM62 181H64V177H63V180ZM124 181H126V180H124ZM148 181H149V179H148ZM154 181L155 182H157L155 179H154ZM11 182V181H10ZM20 182V181H19ZM43 182H44V180H43ZM54 182V181H53ZM65 182V181H64ZM70 182V181H69ZM78 182H82V181H78ZM138 182H139V180H138ZM144 182H146L145 180H144ZM168 182V181H167ZM166 182V183H167ZM4 183H7V182H4ZM14 183H16V181H15V179H14ZM13 183V184H14ZM40 183H42V182H40ZM51 183H52V181H51ZM73 183V182H72ZM71 183V184H72ZM158 183V182H157ZM156 183V187H157V184ZM161 183V182H160ZM10 184V183H9ZM8 184V185H9ZM11 184H12V182H11ZM10 184V185H11ZM12 184V185H13ZM16 184H18V183H16ZM55 184V183H54ZM70 184V183H69ZM80 184V183H79ZM11 185V186H12ZM42 185H43V183L40 185V187H42ZM44 185H45V182H44ZM47 185V184H46ZM57 185V184H56ZM60 184H58V186H59ZM151 185H152V183H151ZM168 185V184H167ZM48 186V185H47ZM46 186V187H47ZM49 186H51V184L49 185ZM55 186V185H54ZM62 186V185H61ZM64 186V185H63ZM69 186V185H68ZM162 186V185H161ZM173 186H175V185H173ZM1 187H4V186H1ZM9 187V186H8ZM64 187H66V185L64 186ZM158 187H159V185H158ZM164 188H165V186H163ZM39 188V187H38ZM43 188V187H42ZM41 188V189H42ZM50 187H48V189H49ZM60 188V187H59ZM63 188V187H62ZM67 188V187H66ZM148 188V187H147ZM151 188H152V186H151ZM163 188V189H164ZM168 188V187H167ZM171 188V187H170ZM175 188V187H174ZM182 188V187H181ZM7 189V188H6ZM26 189V188H25ZM35 189H37V188H35ZM34 189V190H35ZM46 189V188H45ZM48 189H46V190H48ZM52 189V188H51ZM61 189V188H60ZM68 189V188H67ZM66 189V190H67ZM150 189V188H149ZM153 189V188H152ZM151 189V190H152ZM156 189V188H155ZM8 190V189H7ZM27 191H28V189H26ZM33 190V191H34ZM54 189H52V191H53ZM59 190V189H58ZM65 190V191H66ZM157 190V189H156ZM171 190L173 191L174 189L173 188H171ZM9 191V190H8ZM8 191H7V193H8ZM25 191V190H24ZM26 191V192H27ZM32 191V190H31ZM43 191V190H42ZM51 190H49V192H50ZM54 191H57V189L55 188V190ZM61 191V190H60ZM69 190H67V192H68ZM154 192H155V190H153ZM152 191V192H153ZM177 191V190H176ZM18 192V191H17ZM25 192V193H26ZM29 192V191H28ZM58 192V191H57ZM157 192V191H156ZM155 192V194L157 195L158 194V192L156 193ZM161 192V191H160ZM2 193H4V192H2ZM6 193V194H7ZM20 193H22V192H19V194ZM34 193H35V191H34ZM56 193V192H55ZM54 193V194H55ZM64 193V192H63ZM167 193V192H166ZM5 194V195H6ZM33 194V193H32ZM39 194V193H38ZM37 194V195H38ZM42 194H44V193H42ZM45 194H47V193H45ZM152 194H154V193H152ZM154 194V195H155ZM162 196H163V191H162V193H160ZM2 195H4V194H2ZM35 195V194H34ZM33 195V196H34ZM56 195V194H55ZM61 195V194H60ZM64 195V194H63ZM161 195H159V196H161ZM166 195V194H165ZM32 196V197H33ZM49 196V195H48ZM62 196V195H61ZM168 196V195H167ZM176 196V195H175ZM2 196L0 195V198H1ZM26 197V196H25ZM37 196H35V198H36ZM42 197V196H41ZM46 197H47V195H46ZM58 197H59V195H58ZM165 197V196H164ZM163 197V198H164ZM171 197H173V196H170L169 198H171ZM157 198V197H156ZM155 197H154V201H155V199H156ZM158 198H161V197H158ZM157 198V199H158ZM166 198V197H165ZM40 199V198H39ZM49 199V198H48ZM54 199V198H53ZM168 199V198H167ZM28 200V199H27ZM30 200V199H29ZM31 200H32V198H31ZM30 200V201H31ZM163 200V199H162ZM172 200V199H171ZM5 201V200H4ZM4 201H2V204H3V202ZM32 201H34V200H32ZM58 201V200H57ZM154 201H152V202H154ZM158 201H159V199H158ZM167 201V200H166ZM10 202H12V201H10ZM26 202V201H25ZM29 201H27V203H28ZM51 202V201H50ZM55 202V201H54ZM9 203V202H8ZM30 203V202H29ZM39 203V202H38ZM44 203V202H43ZM52 203V202H51ZM51 203H49V204H51ZM155 203V202H154ZM157 203H159V202H157ZM1 204V205H2ZM24 204H26V203H24ZM32 204V203H31ZM34 204V203H33ZM54 204H56V203H54ZM72 204V203H71ZM146 203H144L143 205H144V208H145V205ZM152 204V203H151ZM4 206H6V204H3ZM14 205V204H13ZM39 205V204H38ZM46 205L48 206V208H49V205H48V202L46 203ZM46 205H44V206H46ZM53 205V204H52ZM51 205V206H52ZM142 205V206H143ZM149 205V204H148ZM157 205V204H156ZM163 205H165V204H163ZM3 206V207H4ZM10 206H12L11 204L9 205V206H6V207H9L10 208ZM24 206V205H23ZM55 206V205H54ZM69 206V205H68ZM125 206V205H124ZM139 206V205H138ZM152 206H153V204H152ZM155 206V205H154ZM2 207V206H1ZM13 207V206H12ZM11 207V208H12ZM15 207V206H14ZM31 207V206H30ZM33 207V206H32ZM39 208H41L40 206H38ZM63 207V206H62ZM75 207V205L73 206V208ZM135 207H137V206H135ZM147 207V206H146ZM149 207V206H148ZM166 207V206H165ZM5 208V207H4ZM10 208V209H11ZM23 208V207H22ZM26 208V207H25ZM28 208V207H27ZM47 208V207H46ZM48 208H47V210H48ZM53 208V207H52ZM56 208V207H55ZM66 208V207H65ZM71 208H72V206H71ZM72 208V209H73ZM129 208V207H128ZM132 208V206L130 207V209ZM139 208V207H138ZM143 207H142V211H143V209H144ZM153 208V210H154V207H152ZM157 208V207H156ZM174 208H176V207H174ZM2 209V208H1ZM0 209V210H1ZM8 209V208H7ZM57 209V208H56ZM63 209V208H62ZM68 209V208H67ZM66 209V210H67ZM124 209V208H123ZM129 209V210H130ZM149 209V208H148ZM4 210V209H3ZM3 210H1V211H3ZM15 210V209H14ZM20 210H21V207H20ZM33 210V209H32ZM64 210V209H63ZM121 210V209H120ZM133 211H134V209H132ZM132 210H131V212H132ZM150 210V209H149ZM152 210V211H153ZM161 210V209H160ZM168 210H169V208H168ZM0 211V212H1ZM12 211V210H11ZM27 211V210H26ZM45 211V210H44ZM51 211V210H50ZM67 211H70V210H67ZM126 211V210H125ZM142 211H140L141 213H142ZM164 211H166V210H164ZM171 211H173V209L171 210ZM175 211V210H174ZM9 212V211H8ZM22 213H23V210L21 211ZM25 212V211H24ZM35 212V211H34ZM40 212V211H39ZM121 212V211H120ZM127 212V211H126ZM135 212V211H134ZM154 212V211H153ZM158 212V211H157ZM169 212H170V210H169ZM176 212V211H175ZM174 212V213H175ZM10 213V212H9ZM165 213V212H164ZM27 214V213H26ZM121 214V213H120ZM145 214V213H144ZM143 214V216H145L146 218H147V214L146 215H144ZM149 214V213H148ZM150 214H151V212H150ZM176 214V213H175ZM0 215H1V213H0ZM8 216H9V214H7ZM6 215V216H7ZM14 215L16 216V214L14 213ZM14 215H11V216H14ZM28 215H30V214H28ZM27 215V216H28ZM48 215H50V214H48ZM133 215V214H132ZM160 215V214H159ZM5 215H4V217H6ZM7 216V217H8ZM26 216V217H27ZM35 217H36V215H34ZM55 216V215H54ZM158 216V215H157ZM165 216V215H164ZM21 217V216H20ZM19 217V218H20ZM49 217V216H48ZM53 217V216H52ZM2 218V217H1ZM19 218H18V220H19ZM25 218V217H24ZM50 218V217H49ZM148 218H149V216H148ZM160 218V217H159ZM164 217H162V219H163ZM7 219V218H6ZM15 219V218H14ZM22 219V218H21ZM31 219H33V220H35L34 219V217H32ZM30 219V220H31ZM97 219V218H96ZM96 219H95V223L97 222L96 221ZM99 219V218H98ZM161 219V218H160ZM169 219V218H168ZM24 220V219H23ZM22 220V221H23ZM55 220H57V218L55 219ZM150 220H151V218H150ZM156 220V219H155ZM7 221V223L9 222L8 220H6ZM25 221H27L26 219H25ZM37 220H35V222H36ZM51 221H52V219H51ZM58 221V220H57ZM94 220H92V222H93ZM153 221H154V218H153ZM4 222H5V220H4ZM3 222V223H4ZM15 222H17V221H15ZM31 222V221H30ZM54 222V221H53ZM52 222V223H53ZM56 222V221H55ZM54 222V223H55ZM91 222V221H90ZM89 222V223H90ZM91 222V223H92ZM100 222V221H99ZM154 222H156V221H154ZM163 222V221H162ZM166 222H168V220L166 221ZM24 223V222H23ZM28 223V222H27ZM33 223V222H32ZM31 223V225H33ZM38 223V222H37ZM53 223V224H54ZM60 223V222H59ZM98 223V222H97ZM149 222L147 221V224H148ZM170 223H171V221H170ZM1 225V227H2V222L0 223ZM6 224V223H5ZM17 224V223H16ZM15 224V225H16ZM161 224V223H160ZM169 224V223H168ZM24 226H26V228H27V224L25 223V224H23ZM29 225V224H28ZM36 225V224H35ZM92 225V224H91ZM90 225V226H91ZM101 225V224H100ZM149 225H151V223H149ZM148 225V226H149ZM157 225H159L158 223H157ZM171 225V224H170ZM5 226V225H4ZM7 226V225H6ZM19 226V225H18ZM18 226H17V228H18ZM22 226V224L19 226V227H21ZM102 226V225H101ZM153 227H154V223H153V225H152ZM151 226V227H152ZM161 226V225H160ZM53 227H54V225H53ZM95 227V226H94ZM106 227V226H105ZM105 227H104V230L105 231H107V229H105ZM167 227V226H166ZM171 227V231H172V227H173V225L172 226H170ZM177 227V226H176ZM16 228V227H15ZM16 228V229H17ZM32 228V227H31ZM39 228V227H38ZM92 227H90V229H91ZM102 228V227H101ZM142 228V227H141ZM140 228V229H141ZM148 228V227H147ZM169 228V227H168ZM167 228V229H168ZM4 229H6V228H3V230ZM12 229H14V228H12ZM21 229V228H20ZM24 229V228H23ZM98 229V228H97ZM143 229H145L144 227H143ZM154 229V228H153ZM160 229H161V227H160ZM162 229H164L163 227H162ZM3 230L1 231V232H3ZM25 230V229H24ZM35 230H36V227H35ZM34 230V231H35ZM108 230H109V228H108ZM157 230V229H156ZM6 231H8L9 232V230H6ZM16 231V230H15ZM22 231V230H21ZM38 231V230H37ZM112 231V230H111ZM142 231V230H141ZM149 231V230H148ZM162 231V230H161ZM171 231H170V233H171ZM5 232V231H4ZM11 232V231H10ZM9 232V233H10ZM13 232V231H12ZM11 232V233H12ZM17 232V231H16ZM20 231H18V233H19ZM36 232V231H35ZM144 232V231H143ZM150 232H151V230H150ZM149 232V233H150ZM166 232V231H165ZM25 233H27V232H25ZM29 233V232H28ZM33 233V232H32ZM38 233V232H37ZM103 233V232H102ZM106 233V232H105ZM104 233V234H105ZM112 233H113V231H112ZM163 233V232H162ZM167 233V232H166ZM173 233H174V230H173ZM1 234V233H0ZM6 234V233H5ZM13 234V233H12ZM21 234V233H20ZM23 234H24V232H23ZM39 234V233H38ZM65 234V233H64ZM103 234V235H104ZM138 234H141L142 235V232L141 233H138ZM154 234H156V233H154ZM159 234H160V236H161V233L159 232ZM159 234H157V235H159ZM178 234V233H177ZM7 235H8V233H7ZM17 236H18V234H16ZM26 235V234H25ZM34 235V234H33ZM60 235V234H59ZM106 235H109V233H107ZM105 235V236H106ZM114 235H115V233H114ZM139 236V237H142V236ZM146 235H147V233H146ZM145 235V236H146ZM150 235V234H149ZM180 235V234H179ZM6 236V235H5ZM9 236V235H8ZM13 236L16 238V236L13 234ZM24 236V235H23ZM27 236L29 237V235L27 234ZM30 236H32V235H30ZM46 236V238H47V235H45ZM70 236V235H69ZM68 236V237H69ZM104 236V237H105ZM152 236V235H151ZM165 236V235H164ZM175 236H176V234H175ZM25 237V236H24ZM59 237H61V236H59ZM103 237V236H102ZM103 237V238H104ZM107 237V236H106ZM109 237H110V235H109ZM113 237V236H112ZM115 237V236H114ZM153 237V236H152ZM155 237V236H154ZM177 237H179V236H176V238ZM1 238V237H0ZM8 238V237H7ZM18 238H19V240H21V238L18 236ZM31 238H33V237H31ZM30 238V239H31ZM37 238V237H36ZM111 238V237H110ZM110 238H108V240L110 239ZM145 238V237H144ZM23 240H25L24 238H22ZM29 239V238H28ZM58 239V238H57ZM63 239H65V237L63 238ZM68 239V238H67ZM66 239V240H67ZM71 237H70V241H71ZM105 239H107V238H105ZM104 239V240H105ZM138 239V238H137ZM142 239H143V237H142ZM142 239H140V240H142ZM146 239H147V236H146ZM148 239H151L150 237L148 238ZM171 239V238H170ZM19 240H17L18 242H21V241H19ZM144 240V239H143ZM154 240V239H153ZM164 240V239H163ZM181 240V239H180ZM8 242H9V240H7ZM12 241H13V239H12ZM27 241V240H26ZM65 242V240H62V242ZM114 241V240H113ZM139 241V240H138ZM137 241V242H138ZM147 241V240H146ZM149 241V240H148ZM157 241V240H156ZM264 241V240H263ZM23 242V241H22ZM38 242V240H36V243ZM50 242V241H49ZM61 242V241H60ZM67 242V241H66ZM71 242H74V241H71ZM140 242V241H139ZM142 242V241H141ZM145 242V241H144ZM154 242V241H153ZM164 242V241H163ZM166 242V241H165ZM176 242H177V240H176ZM176 242H175V244H173V246L174 245H176ZM2 243V242H1ZM33 243H35V240L33 241ZM35 243V244H36ZM41 243V242H40ZM70 243V242H69ZM103 243H104V241H103ZM143 243V242H142ZM16 244V243H15ZM19 243H17V245H18ZM49 244H51V243H49ZM58 244V243H57ZM105 244V243H104ZM141 244V243H140ZM163 244V243H162ZM161 244V245H162ZM3 245V244H2ZM2 245H1V248L0 249H2ZM5 245H6V243H5ZM10 245H11V243H10ZM16 245V246H17ZM22 245V244H21ZM39 245V244H38ZM45 245V244H44ZM43 245V248L45 247ZM71 245V244H70ZM142 245L143 244H141V246L139 245V247L141 248L142 247ZM157 245V244H156ZM155 245V246H156ZM20 245H18V247H19ZM23 246H24V244H23ZM27 246H29L30 247V243H29V245H27ZM32 246H33V244H32ZM31 246V247H32ZM50 247L49 245H47L46 244V247ZM60 246H62L61 244H60ZM73 246H74V244H73ZM95 246L97 247V245L95 244ZM100 246H101V244H100ZM105 246V245H104ZM154 246V247H155ZM163 246V245H162ZM10 247V246H9ZM12 247V246H11ZM28 247V248H29ZM34 247V246H33ZM47 247V248H48ZM51 247H54L53 246V244L51 245ZM58 247H59V245H58ZM58 247H57V245H56V248L58 249ZM64 247V246H63ZM85 247H86V245H85ZM95 247V248H96ZM151 247V246H150ZM166 247V246H165ZM176 247H177V245H176ZM175 247V248H176ZM263 247V246H262ZM4 248V247H3ZM6 248V247H5ZM22 248V247H21ZM36 248V247H35ZM67 248V247H66ZM84 248V247H83ZM94 248V247H93ZM139 248V250H141ZM143 248V247H142ZM147 248V247H146ZM27 249V248H26ZM40 249V248H39ZM39 249H38V252H39ZM49 249V248H48ZM54 249V248H53ZM100 249H103V247L101 248L100 247ZM105 249V248H104ZM165 249V248H164ZM172 249V248H171ZM180 249V248H179ZM178 249V250H179ZM3 250H5V249H3ZM2 250V251H3ZM9 250H10V248H9ZM36 250V249H35ZM41 250V249H40ZM50 250V249H49ZM59 250V249H58ZM152 250V249H151ZM161 250V249H160ZM166 250H167V247H166ZM174 250V249H173ZM172 250V251H173ZM256 250V249H255ZM6 251V250H5ZM31 251V250H30ZM93 251H94V249H93ZM99 251V250H98ZM103 251H105V250H103ZM156 251V250H155ZM158 251H159V248H158ZM171 251V252H172ZM174 251H176V250H174ZM257 251V250H256ZM261 252H262V250H260ZM259 251V252H260ZM10 253H11V251H9ZM8 252V253H9ZM47 252V251H46ZM106 252H108L107 250L105 251V253ZM153 252V251H152ZM151 252V253H152ZM157 252V251H156ZM159 252H161V251H159ZM179 252H180V250H179ZM258 252V251H257ZM14 253V252H13ZM33 253V252H32ZM40 253V252H39ZM109 254H110V257L111 256H113V254L111 255V253L110 252H108ZM150 253V252H149ZM176 253H178V251L176 252ZM252 253V252H251ZM3 254H4V252H3ZM7 254V253H6ZM25 254V253H24ZM29 254H31V253H29ZM37 254V253H36ZM158 254V253H157ZM174 254V253H173ZM12 255V254H11ZM20 255V254H19ZM97 255H99V254H97ZM108 255V254H107ZM139 255V254H138ZM155 255V254H154ZM160 255V254H159ZM33 256V255H32ZM121 256V255H120ZM145 256H146V252H145V254L143 255V257H144V259H145ZM149 256H151L150 254H148V257ZM155 256H157V255H155ZM154 256V257H155ZM104 257V256H103ZM124 257V256H123ZM126 257V256H125ZM143 257H140V258H143ZM147 257V256H146ZM152 257V256H151ZM158 257V256H157ZM174 257V260H176V258H177V255H176V258H175V256H173ZM6 258V257H5ZM15 258V257H14ZM13 258V259H14ZM18 258V257H17ZM23 258H24V256H23ZM115 258V257H114ZM113 258V259H114ZM122 258V257H121ZM127 259H129L128 257H126ZM126 258H124V259H126ZM131 258H132V255H131ZM136 258V257H135ZM241 258H242V256H241ZM250 258V257H249ZM7 259V258H6ZM12 259V258H11ZM19 259H21L22 260V257H20ZM105 259V258H104ZM137 259H139V258H137ZM146 259H148V258H146ZM152 259V258H151ZM158 259H159V257H158ZM2 260V259H1ZM17 260V259H16ZM16 260H15V263L17 264V262H16ZM101 259H98V261H100ZM112 260V259H111ZM119 260H120V258H119ZM118 260V261H119ZM134 260V259H133ZM133 260H127V261H133ZM140 261H141V259H139ZM138 260V261H139ZM143 260V259H142ZM153 260V259H152ZM172 260H173V258H172ZM239 260V259H238ZM249 260V259H248ZM4 261V260H3ZM25 261V260H24ZM107 261V260H106ZM113 261V260H112ZM126 261V260H125ZM137 261V260H136ZM137 261V262H138ZM177 261V260H176ZM20 262H22V261H20ZM97 262V261H96ZM111 261H109V263L108 264H112V263H110ZM116 262V261H115ZM120 262V261H119ZM119 262H117V263H119ZM135 262V261H134ZM142 262V261H141ZM144 262V261H143ZM142 262V263H143ZM172 262H174V261H172ZM19 263V262H18ZM97 263H99V262H97ZM105 263V262H104ZM116 263V264H117ZM133 263V262H132ZM154 263V262H153ZM247 263V262H246ZM6 264V263H5ZM13 264H14V262H13ZM21 264V263H20ZM96 264V263H95ZM100 264V263H99ZM106 264V263H105ZM120 264V263H119ZM146 264V263H145ZM172 264H174V263H172ZM190 264V263H189ZM191 264H193L192 262H191ZM248 264H250L249 262H248ZM253 264V263H252Z\"/></svg>",
	"mask_w": 264,
	"mask_h": 264
}]
</instances>
